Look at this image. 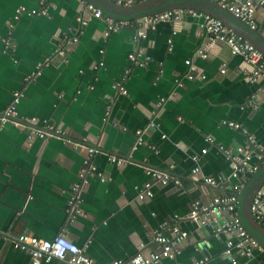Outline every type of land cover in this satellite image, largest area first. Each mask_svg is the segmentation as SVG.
Returning <instances> with one entry per match:
<instances>
[{
  "label": "crops",
  "instance_id": "1",
  "mask_svg": "<svg viewBox=\"0 0 264 264\" xmlns=\"http://www.w3.org/2000/svg\"><path fill=\"white\" fill-rule=\"evenodd\" d=\"M19 5L45 7L46 15L21 13L14 18ZM77 14L76 0H0V112L11 93L21 91L17 117L37 119L22 127L6 123L0 128V229L25 231L43 239L66 232L78 246L88 241L86 253L100 264L128 258L138 243L142 251L152 249L151 231L166 222L185 230L187 237L181 252L160 264H190L201 255L206 256L202 264H229L221 254L225 236L191 221L186 213L192 200L205 203L211 195L236 186L238 180L228 177L229 164L220 146L233 150L251 135L264 149V97L256 92L263 82H250L249 66L221 42L207 48L205 59L194 55L207 41L199 35L198 20L189 15L174 24L168 51L171 20L158 21L138 40L133 26L103 38L101 19L89 18L80 25ZM253 19L261 34L259 8ZM59 34L77 37L65 54L66 61L53 55L57 44L62 45ZM2 38L9 40L4 52ZM136 48L150 58L142 67L127 59L126 54ZM188 58L204 78L183 79V85L175 87L174 79L181 78L186 70L183 61ZM36 63H41L40 73L24 82ZM116 81L125 94L111 87ZM252 94L253 105L247 104ZM159 97L166 98L153 115ZM151 119L156 126L144 129ZM224 121L238 123L246 132ZM48 126L61 128L71 141L94 142L101 151L92 160L105 179L90 177L71 222L66 219L65 206L69 187L78 180L84 149L73 148L58 137L40 138L33 133ZM142 128L143 143L130 153L131 160L121 165L106 161V154L126 156L134 131ZM201 149H205L202 154ZM192 156L198 157L202 175L223 176V181L216 187H203L206 184L189 180ZM146 166L178 177L182 186L155 185L150 198L138 200L135 186L147 179ZM223 218H216L215 223ZM28 262L25 253L0 240V264ZM237 262L264 264V251L254 248L249 257L237 256Z\"/></svg>",
  "mask_w": 264,
  "mask_h": 264
},
{
  "label": "built area",
  "instance_id": "2",
  "mask_svg": "<svg viewBox=\"0 0 264 264\" xmlns=\"http://www.w3.org/2000/svg\"><path fill=\"white\" fill-rule=\"evenodd\" d=\"M78 3V14L76 17L77 22L80 25L86 23L89 18L101 19L103 22V30L101 36L107 37L110 33H114L126 26L134 27L135 40L145 37V31L152 29L158 21H172L171 35L176 30L175 23L183 15H189L198 20L199 35L206 39L201 48L195 50L194 55L205 59L207 54V48L214 42H221L225 44L231 55H238L242 58L243 62L249 66L247 79L250 82L262 81L263 84L258 86V93L264 97V57L263 55L248 41L238 35L232 28L226 26L220 19L210 16L204 12L193 10L191 8H174L164 10L158 13H154L149 16L142 17L134 22L115 20L108 16H105L101 11L93 5L91 2L85 0H76ZM118 5L128 6L135 3H139L144 0H112ZM220 7L229 11L232 15L240 19L249 28L255 29V21L253 19V13L256 8H259L262 12V25L261 35L264 38V0H214ZM25 13L27 15H46L45 7L36 9H27L24 6H17L14 10V18H17L19 14ZM62 45L57 44L54 49L53 55H58L66 61V52L76 43L77 37H66L64 34H60L58 37ZM2 52L9 46L8 38H2ZM167 47L169 51L171 47V38L166 39ZM128 61L135 66L142 67L148 61L149 57L144 55L141 48H136L134 51L127 54ZM184 65L186 66L185 72L181 78L174 80L175 87H181L183 85L182 79L194 80L203 79L204 75L199 71L196 65L193 64L190 58L184 59ZM98 65H101L99 62ZM41 63H36L34 70L23 78L24 82L33 80L39 73ZM96 66H93L95 68ZM224 71V63H221L219 72ZM160 73V70H159ZM111 87L121 94H125L126 90L116 81L111 84ZM22 97L21 91H13L10 96L8 104L0 112V128L10 123L15 127L23 126L25 124H34L36 118L31 117H17L16 106ZM255 95H250L249 102L252 104V100ZM166 97H159L153 104V115H156ZM169 98H172L170 95ZM109 105L105 106L106 115L108 113ZM105 118H103L104 120ZM225 124L240 129L245 133V129L240 127L238 123L232 121H224ZM156 123L151 119L146 123L144 129L155 127ZM144 129H137L134 131L135 139L129 149V152L124 157L115 156L112 154H106V161L117 165L123 164L125 161L130 160L131 152L136 150L139 145L143 143L142 134ZM38 137H58L63 142H69L73 148H83L84 155L82 158L81 166L78 171V180L72 183L69 187V196L65 206L66 219L71 222L75 215L78 213L79 202L81 201V191L88 183L90 177H97L99 181L103 182L104 177L100 171L97 170L93 157L101 151L88 146L83 141H71L64 137V131L59 127L48 126L45 129L33 131ZM247 135V134H246ZM207 142H212L211 137H206ZM94 143V142H93ZM224 157L229 164V176L238 180L239 184L233 187V189L227 192H221L213 194L208 197L207 202L201 203L198 199L192 200L189 205V209L186 213L187 218L191 221L198 223L199 225H205L210 227L211 230L218 234L225 236L224 247L221 254L225 257L229 264H238L237 256L251 255V251L257 248L256 241L245 231L241 225L236 211L237 194L240 191L242 183L246 177L254 172L258 167L264 163V149L254 142L251 135L246 136L245 144L236 146L233 150L223 149ZM152 151H155L154 147H151ZM205 149L200 150V154L204 153ZM196 156H192L193 164L189 169L188 178L194 183L203 182L209 186L216 187L220 181L223 180V176H218L216 179L211 176L202 175L199 167L196 163ZM171 167V165H169ZM144 174L147 179L140 185L135 186L136 198L138 200L148 199L152 196V187L155 185L165 186L171 183L174 187H181L182 181L176 176L170 175L165 171H161L155 168L146 166ZM264 185V182H263ZM264 187L259 189L252 196L249 211L252 218L264 228ZM223 216L224 218L215 223V219ZM214 221V224L212 223ZM187 237V232L180 229L177 225L168 224L162 222L158 224L150 233V240L153 243V248L142 251V244H137V250L126 259H112L100 264H160L163 259H174L182 249V246ZM0 240L7 242L12 249L25 253L28 256V264H41L51 261L59 262L60 264H98L87 253L86 249L88 241L83 245L78 246L71 241L66 232H59L53 235L50 239H43L25 231L14 233L10 229H0ZM195 249L198 247L195 246ZM206 260V256H201L194 259L190 264H202Z\"/></svg>",
  "mask_w": 264,
  "mask_h": 264
},
{
  "label": "water",
  "instance_id": "3",
  "mask_svg": "<svg viewBox=\"0 0 264 264\" xmlns=\"http://www.w3.org/2000/svg\"><path fill=\"white\" fill-rule=\"evenodd\" d=\"M85 1L93 3V5L97 7L105 16H108L115 20H124L129 22H135L142 17L174 8H191L193 10H198L220 19L226 26L232 28L243 39L251 43L264 57V38L262 37V35L257 32L256 29L249 28L246 24L232 15L229 11L220 7L214 0H144L128 6L118 5L112 0ZM172 35L169 34L171 42ZM177 78L178 77H176L175 79ZM87 145L100 150L93 142H89L87 143ZM228 177H230L229 174ZM263 182L264 163L261 164L254 172L250 173L242 183L240 191L237 194L236 211L239 221L245 231L256 241L257 248H260L264 251V228L252 218L249 211L251 198L257 190L263 189ZM205 186L208 187L207 184L203 185V187Z\"/></svg>",
  "mask_w": 264,
  "mask_h": 264
},
{
  "label": "rangeland",
  "instance_id": "4",
  "mask_svg": "<svg viewBox=\"0 0 264 264\" xmlns=\"http://www.w3.org/2000/svg\"><path fill=\"white\" fill-rule=\"evenodd\" d=\"M239 184V182H236V184L235 185H238Z\"/></svg>",
  "mask_w": 264,
  "mask_h": 264
}]
</instances>
